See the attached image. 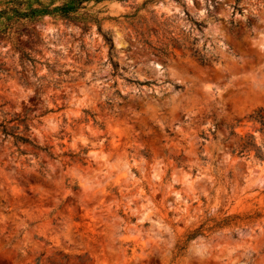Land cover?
<instances>
[{"label": "clouds", "instance_id": "9594fccd", "mask_svg": "<svg viewBox=\"0 0 264 264\" xmlns=\"http://www.w3.org/2000/svg\"><path fill=\"white\" fill-rule=\"evenodd\" d=\"M13 8L0 264H264V0Z\"/></svg>", "mask_w": 264, "mask_h": 264}, {"label": "rangeland", "instance_id": "374dc122", "mask_svg": "<svg viewBox=\"0 0 264 264\" xmlns=\"http://www.w3.org/2000/svg\"><path fill=\"white\" fill-rule=\"evenodd\" d=\"M11 4H15L19 6L20 0H9ZM194 5H196L197 0H193ZM11 12L14 13L13 16H9L7 12H0V20H3L6 23V26L4 27V32L0 33V36L6 34L9 30V28L14 24L18 22L17 18H22L21 14L16 11L15 8L11 9ZM158 47L161 51H163L170 43L167 38H162L158 40Z\"/></svg>", "mask_w": 264, "mask_h": 264}]
</instances>
